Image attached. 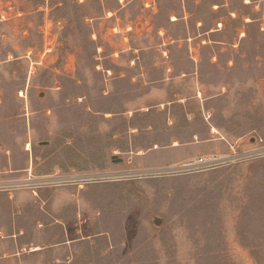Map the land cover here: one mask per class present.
Here are the masks:
<instances>
[{
    "label": "rangeland",
    "instance_id": "374dc122",
    "mask_svg": "<svg viewBox=\"0 0 264 264\" xmlns=\"http://www.w3.org/2000/svg\"><path fill=\"white\" fill-rule=\"evenodd\" d=\"M0 264H264V0H0Z\"/></svg>",
    "mask_w": 264,
    "mask_h": 264
},
{
    "label": "crops",
    "instance_id": "0c3cea01",
    "mask_svg": "<svg viewBox=\"0 0 264 264\" xmlns=\"http://www.w3.org/2000/svg\"><path fill=\"white\" fill-rule=\"evenodd\" d=\"M218 129L216 125L207 124L201 132L189 131L185 137L174 138L168 144L153 141L139 157L144 166L155 168L176 165L201 155L224 154L227 146L224 135ZM67 202L65 199V204Z\"/></svg>",
    "mask_w": 264,
    "mask_h": 264
},
{
    "label": "built area",
    "instance_id": "2783aa9c",
    "mask_svg": "<svg viewBox=\"0 0 264 264\" xmlns=\"http://www.w3.org/2000/svg\"><path fill=\"white\" fill-rule=\"evenodd\" d=\"M226 161L225 157L216 155H201L195 158L189 159L181 164L169 166L168 169L172 173H181L187 171H197L214 167L215 165L222 164Z\"/></svg>",
    "mask_w": 264,
    "mask_h": 264
},
{
    "label": "water",
    "instance_id": "95a60500",
    "mask_svg": "<svg viewBox=\"0 0 264 264\" xmlns=\"http://www.w3.org/2000/svg\"><path fill=\"white\" fill-rule=\"evenodd\" d=\"M115 160H117V159H115ZM156 222H159V220H157Z\"/></svg>",
    "mask_w": 264,
    "mask_h": 264
}]
</instances>
